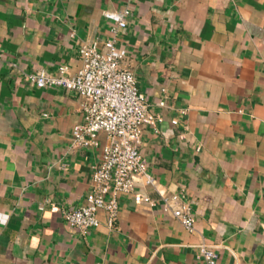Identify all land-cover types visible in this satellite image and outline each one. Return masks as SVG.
Masks as SVG:
<instances>
[{
    "label": "crops",
    "instance_id": "crops-1",
    "mask_svg": "<svg viewBox=\"0 0 264 264\" xmlns=\"http://www.w3.org/2000/svg\"><path fill=\"white\" fill-rule=\"evenodd\" d=\"M125 8L114 34L104 13ZM111 38L162 118L138 149L157 185L84 235L64 220L100 158L70 143L82 99L27 75L75 71L82 46ZM172 194L192 231L163 212ZM201 245L215 264H264V0H0V264H206Z\"/></svg>",
    "mask_w": 264,
    "mask_h": 264
},
{
    "label": "built area",
    "instance_id": "built-area-1",
    "mask_svg": "<svg viewBox=\"0 0 264 264\" xmlns=\"http://www.w3.org/2000/svg\"><path fill=\"white\" fill-rule=\"evenodd\" d=\"M104 15L113 23L112 33L126 27V8ZM78 54L80 66L75 71L60 65L55 74L39 70L28 74L27 81L37 88H62L82 99L83 120L73 127L70 143L77 149L98 150L100 158L93 167L91 189L84 205L65 212L64 220L85 235L99 227L100 214L105 216L108 228H115L120 194L131 195L136 203H152L136 192L142 185H157L146 172V162L138 149L145 127L157 133L162 118L151 113L132 73L121 68L123 53L114 38L101 44L90 42ZM158 105L164 106V102ZM171 123L176 124L177 120ZM161 201L163 212L170 213L188 231L193 230L195 219L181 194L162 195ZM198 257L206 264H215L217 259L216 253L205 245L200 246Z\"/></svg>",
    "mask_w": 264,
    "mask_h": 264
}]
</instances>
